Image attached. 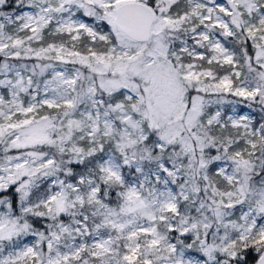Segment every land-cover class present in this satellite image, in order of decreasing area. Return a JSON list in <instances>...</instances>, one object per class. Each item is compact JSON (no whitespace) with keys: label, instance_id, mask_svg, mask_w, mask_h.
Returning <instances> with one entry per match:
<instances>
[{"label":"snow or ice","instance_id":"snow-or-ice-1","mask_svg":"<svg viewBox=\"0 0 264 264\" xmlns=\"http://www.w3.org/2000/svg\"><path fill=\"white\" fill-rule=\"evenodd\" d=\"M0 264H264V0H0Z\"/></svg>","mask_w":264,"mask_h":264},{"label":"trees","instance_id":"trees-1","mask_svg":"<svg viewBox=\"0 0 264 264\" xmlns=\"http://www.w3.org/2000/svg\"><path fill=\"white\" fill-rule=\"evenodd\" d=\"M227 99H229V100H233V99H239V98H235V97H232V96L229 95V96L227 97ZM238 106H239L240 108H243V109L248 108V107L246 106V102L241 103V104H238ZM224 107H225V110L228 111L229 108H230V105H225ZM249 109H250V108H249ZM250 110L254 112L255 118H256L257 120H259V119H260V112H259V108H258V106H257V105H253L252 108H251Z\"/></svg>","mask_w":264,"mask_h":264},{"label":"rangeland","instance_id":"rangeland-1","mask_svg":"<svg viewBox=\"0 0 264 264\" xmlns=\"http://www.w3.org/2000/svg\"><path fill=\"white\" fill-rule=\"evenodd\" d=\"M32 62H34V61H29V63H32ZM230 107H231V106H230ZM229 110H230V108H229ZM229 110H228V111H229ZM237 111H238L239 113H244V114L250 113L251 115H253V116L255 117L254 112L251 111L249 108H245V109H243V108H240V107L237 105Z\"/></svg>","mask_w":264,"mask_h":264}]
</instances>
